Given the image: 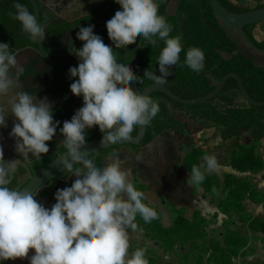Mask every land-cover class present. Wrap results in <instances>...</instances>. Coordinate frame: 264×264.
I'll list each match as a JSON object with an SVG mask.
<instances>
[{"label": "clouds", "instance_id": "9594fccd", "mask_svg": "<svg viewBox=\"0 0 264 264\" xmlns=\"http://www.w3.org/2000/svg\"><path fill=\"white\" fill-rule=\"evenodd\" d=\"M119 10L106 22L109 39L116 49L142 37L155 45L163 42L156 63L159 75L145 70L143 77L157 84L172 75L180 53L183 64L199 73L205 56L198 47L183 49L181 38L171 36L172 26L159 14V0H115ZM12 18L30 39H45L44 26L15 0ZM76 39L80 48H71L78 58L77 66L68 72L73 82L70 91L82 97L83 105L59 129L66 154L61 169L75 176L70 187L57 189L55 203L49 208L36 199L33 191L9 187L10 175L21 158L39 160L49 152L48 143L57 132L54 106L47 97L37 99L19 88L15 79L20 71L9 46L0 42V128H6L8 112L14 117L10 137L20 159L0 161V264L24 259L29 264H148L144 248L129 253L128 229L136 230L139 215L144 223L157 218V211L145 203V192L138 190L122 170L115 154L103 165H97L86 147V131L97 127L102 133L101 145L119 143L130 138L134 126L145 127L160 111L159 102L134 91L138 82L131 64L118 62L113 47L94 33L93 26L80 27ZM3 157L0 150V158ZM79 165V166H77ZM214 155H206L199 166H192L188 184H201L205 173L218 172ZM30 250H34L29 257Z\"/></svg>", "mask_w": 264, "mask_h": 264}, {"label": "trees", "instance_id": "16d2710c", "mask_svg": "<svg viewBox=\"0 0 264 264\" xmlns=\"http://www.w3.org/2000/svg\"><path fill=\"white\" fill-rule=\"evenodd\" d=\"M110 1L112 3H107L110 12L102 17L104 20L112 17L119 10V5L113 3L115 0ZM217 1L225 10L231 13L249 11V9L235 6L229 0ZM169 3L170 0H159V14L163 15L166 21L172 26L170 35L181 38L184 50L190 47L200 48L205 56V66L199 73L191 71L183 64L185 52L182 51L177 65L171 68L172 75L166 78L163 83L166 88L182 99H197L211 93L218 82L227 74L235 73L242 80L247 94L253 101H264V70L255 66L252 60L239 52L238 45L228 35L224 23L212 11L209 0H178L176 11L172 15L168 13ZM262 7L264 5L256 9ZM65 23L68 26L72 24L67 21ZM0 26L2 29L3 25L0 24ZM254 26L245 27L244 31L258 48L264 49V41L260 42L255 40L249 32V29ZM94 33L99 35L105 44L113 47L118 62L130 63L132 65L133 57L139 43V36L132 43L116 49L114 43L108 37L106 25L98 26L94 30ZM162 47V41H157L155 45L145 41V46L138 50L133 70L139 77L138 82L135 81L139 91H143V89L153 82V80L144 78V74L141 72L149 70L157 76L159 75L156 60ZM225 56H228V58ZM149 97L159 102L160 111L151 123L147 125L146 135L140 147L151 144L157 136L169 131L179 136L189 134L188 125L178 121L172 114L173 111H180L197 121L207 122L210 125L207 128L216 129V132L223 141L240 138L244 133H249L252 142L250 144H243L232 150L230 154V165L234 170L243 174L258 172L264 169V153L263 155L257 153L261 146V141L264 139V107L255 109L245 104L242 101L235 79H229L221 93L215 99L202 104L191 106L183 105L173 102L166 95L159 92L152 93ZM74 100L75 98L72 99L73 103ZM221 106L225 107L224 111L221 110ZM137 131L138 127L134 126L131 136H136ZM86 133L88 134L87 141L101 139L102 137V133L97 127L88 129ZM129 147L132 149L139 148L134 146ZM120 148L115 147L98 154L102 155L115 152ZM204 156H206L205 152H198L193 149L185 156V167L190 171L192 166H199L200 159ZM90 158L93 160L97 159L98 165L102 166L104 163L97 154L91 155ZM218 178L220 179L214 172L205 173V179L200 185L208 193V183L212 179H215L217 186H221V191L225 198L231 197V199H238V204L235 207L241 213L245 212L244 205L241 204L244 200H262L261 194L254 189L248 177L237 178L233 174H224L222 181L221 179L219 181ZM195 214L198 213L196 212ZM248 217L249 227L251 229L264 231V223L262 221L253 219L251 215ZM199 220L202 222L204 219L200 218ZM179 222L182 228L187 227L186 221L180 220ZM176 224L175 220L173 227ZM190 228V231L194 234V238H196V231H194L196 225ZM180 231H175L170 227L169 229H163L161 233H171L174 237ZM237 246V249L242 250L246 247V244L243 242Z\"/></svg>", "mask_w": 264, "mask_h": 264}, {"label": "rangeland", "instance_id": "374dc122", "mask_svg": "<svg viewBox=\"0 0 264 264\" xmlns=\"http://www.w3.org/2000/svg\"><path fill=\"white\" fill-rule=\"evenodd\" d=\"M170 1L171 3L178 2V0ZM233 2L245 3L244 0H233ZM252 3L244 9L254 10L264 5V1ZM224 27L230 38L238 45L239 52L249 59L261 57L260 53L245 43L233 27L226 24ZM253 29L254 27L249 29L251 34ZM225 57L228 58V56ZM259 68L263 69L262 67ZM82 105V97H75V111ZM224 109L225 107L221 106V110L224 111ZM173 112H176L175 114L172 113L174 118L188 125L190 133L185 134V136L178 135L180 138L176 137L177 141L181 142L176 146L179 152H175L171 169L168 172L153 175V178H149L146 182L145 175L150 174V172L139 168L141 166H138L136 158H131L132 155L129 152L131 147L129 146L121 147L107 155L98 156L105 163L109 154H117L121 159L122 170L129 173V179L138 190L145 192L147 198L144 202L149 203L157 211V218L147 224L139 215L136 216L134 221L137 225L136 230L128 229L130 236L129 253L131 254L137 247L144 248L148 264H250L246 258L254 252L255 243L264 242V231L258 229L255 231L249 227V214L245 206V212L241 213L237 210L235 206L238 204V199L225 198L221 186H217L215 179L208 183V193L200 184L190 186L188 184L190 172L184 165V159L188 153L193 149L199 152L197 148L204 146L207 148L208 154H213L217 158L220 170L216 174L222 181L223 172L230 174L227 167L232 172L230 165L223 166V154L234 147L242 146L243 137H247L246 134L249 133L243 134L240 138L223 141L216 129L207 128L210 126L207 122L197 121L180 111ZM206 130L211 133L209 139L198 137L193 140V136ZM168 139L171 140L172 138L168 135ZM262 150L264 152V149ZM202 159H200V164ZM144 182L146 183L144 184ZM244 202L241 204L244 205ZM196 212L198 214H195ZM200 218L204 220L200 222ZM175 220L177 224L173 227ZM180 220L187 222L186 228L181 227ZM197 223L200 224L197 225ZM193 225H196L194 230L196 231V238L190 231V227ZM170 227L175 231L181 230L180 233L175 234V239L171 233H161L163 229ZM243 242H245L246 247L242 250L237 249V245Z\"/></svg>", "mask_w": 264, "mask_h": 264}, {"label": "flooded vegetation", "instance_id": "af4514ba", "mask_svg": "<svg viewBox=\"0 0 264 264\" xmlns=\"http://www.w3.org/2000/svg\"><path fill=\"white\" fill-rule=\"evenodd\" d=\"M14 2L15 0H3L0 4V24L3 25L2 29L0 26V42L9 46L20 68V71L15 75V79L19 82V88L13 92L26 91L36 95L37 99L47 97L54 106V121L60 122L56 135L47 142L49 152L42 154L39 160L35 158L24 160L20 159L16 153L15 141L9 135L14 117L10 112L6 115L7 127L0 128V150L3 153L0 161L20 159L10 175L9 187L21 189L33 176L67 151L61 143L63 137L59 129L63 126V122L70 120L76 112L72 102L76 96L71 93L69 87L73 78L70 77L68 70L70 67L77 66L78 58L71 48L82 46L83 42L76 39V33L80 27L93 26L96 22L108 21L112 18L102 19L110 12L107 3L112 2L110 0H67L66 3H54V0H38V22L44 26L45 31V39L40 40L42 48L38 41L26 36H15L11 39L13 35L22 31L19 22L10 15L15 12ZM19 2L34 15L33 6L28 0H19ZM66 21L72 23L71 26L66 25ZM100 25H106V23L98 24L95 29ZM0 103H3L7 108L6 99ZM87 137L86 133V142ZM141 148L143 147L138 149ZM99 155L97 154V156ZM94 162L98 165L97 160ZM74 179L75 176L70 172H64L55 179L49 189L39 192L36 199L45 207L50 208L55 203V200L53 203V197L57 189L70 187ZM5 264H29V260L18 258L6 261Z\"/></svg>", "mask_w": 264, "mask_h": 264}, {"label": "water", "instance_id": "95a60500", "mask_svg": "<svg viewBox=\"0 0 264 264\" xmlns=\"http://www.w3.org/2000/svg\"><path fill=\"white\" fill-rule=\"evenodd\" d=\"M3 0H0V4ZM29 3L33 6L34 9V16L36 17L37 21L39 19V6H38V0H28ZM58 0H54V3H66L67 0H60V2H57ZM210 6L214 14L226 25H229L233 27L238 34L243 38L245 43L254 51L258 53L264 54V49L258 48L253 41L249 38L247 33L244 31L245 27L254 26L260 23L264 22V7L249 10L247 12L243 13H231L227 10H225L217 0H209ZM107 21L103 22H96L93 25V30L98 24L106 23ZM15 36H26L29 37L26 33L23 31L16 33L11 37V39ZM10 39V40H11ZM10 42V41H9ZM41 47L40 41H38ZM142 43V37H139V43L137 50L134 54L133 61H132V69L134 66L135 59L137 57L138 50L141 48ZM42 48V47H41ZM134 71V70H133ZM145 71L141 72L144 74ZM138 75V74H136ZM235 79L238 88L242 97V101L246 103L249 106L254 107L255 109H258L259 107H264V101L262 102H256L253 101L249 95L247 94L245 87L243 85L242 80L240 77L235 73H229L225 77H223L216 87L213 89L211 93H209L206 96L197 98V99H182L178 97L177 95L173 94L169 89L166 88V86L162 84H157L155 81L152 82V84L148 85L143 91H139V89L136 86L135 81L132 83V87L134 91H139V93L149 96L152 93H162L166 95L169 99H171L173 102H177L183 105H196V104H202L211 101L212 99H215L223 90L226 82L229 79ZM138 127L137 135L136 136H130L127 140H122L119 143H109L107 145H101L100 140H91L86 142L87 151L89 153V157L94 154H98L103 151H107L110 149H113L115 147H124V146H134V147H140L147 131V126L145 127ZM66 152L64 154L59 155L56 159H54L48 166H46L43 170H41L39 173H37L35 176H33L27 184L20 190L28 189L30 191H33L35 197L38 195L39 192L47 190L50 188V185L55 182V179L63 174L66 171H63L61 169L60 160L62 157H64ZM55 197V195H54ZM53 197V203L55 198ZM34 250H30L29 257L33 254Z\"/></svg>", "mask_w": 264, "mask_h": 264}, {"label": "crops", "instance_id": "0c3cea01", "mask_svg": "<svg viewBox=\"0 0 264 264\" xmlns=\"http://www.w3.org/2000/svg\"><path fill=\"white\" fill-rule=\"evenodd\" d=\"M229 1L237 7L248 8L247 6H249L250 4H253L252 2L259 1L260 3V1H264V0H244L245 3H234L233 0H229ZM176 6H177V3H171L170 1L168 5V13L171 15L174 14L176 11ZM252 34L255 40L260 41V42L264 41V22L255 25ZM260 54H261L260 55L261 57L256 58V59L254 58H250V59L253 61L255 66L262 67L264 69V63H263L264 59H262L264 58V54L262 53ZM172 113L175 114L176 112H172ZM210 134L211 133L208 130L200 132L199 134L197 133L195 136H193L194 137L193 140H196V138L198 137L209 139ZM168 135L172 138L171 139L172 142L170 139H168ZM246 135L247 137H243L242 139L243 140L242 144H250L252 142L251 135L250 134H246ZM176 137H179V136L176 135L174 132L169 131L167 133L160 134L154 139V141L151 144L141 149H138V150H133L131 148L129 149V152H131V155H132L131 158L132 159L136 158L138 166H141L139 168H142V170L144 171L147 170L148 172H150L151 175L150 174L145 175V173H143V175H145V178L147 179L146 182L148 181L149 178H153V175L164 174L165 172H168L171 169V165L173 163L175 152H179L176 146L177 144L181 143L177 141ZM245 141L246 143H244ZM235 148L236 147L228 150L225 154H223L222 158L224 159V163H223L224 167H227L228 165H230V154L232 150H234ZM197 149L199 151L206 152V155H213V154H208L207 153L208 150L204 146L198 147ZM262 149H264V139L261 141V148H259L257 151L259 155H263L264 152ZM179 158L181 159V157ZM230 168L232 169V172L229 171V167H227L228 173L233 174L237 178L248 177L254 189L258 193L261 194L262 200L253 201V200L247 199L244 202V206L247 210V213L251 215L253 219H258L264 223V169L258 172H249L247 174H243V173H240L234 170L231 167V165H230ZM157 169L159 170L157 171ZM220 174H221L220 176H222V173ZM223 174H225V172H223ZM146 182H144V184ZM253 248L255 250L249 257L246 258L248 260L247 262L250 264H263L264 263V242H259L257 244L255 243Z\"/></svg>", "mask_w": 264, "mask_h": 264}]
</instances>
